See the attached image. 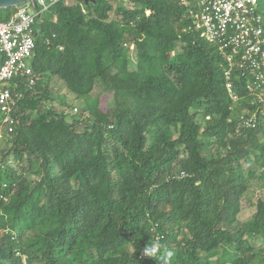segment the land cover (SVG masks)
<instances>
[{
	"label": "trees",
	"instance_id": "obj_1",
	"mask_svg": "<svg viewBox=\"0 0 264 264\" xmlns=\"http://www.w3.org/2000/svg\"><path fill=\"white\" fill-rule=\"evenodd\" d=\"M116 1H58L36 20V82H10L11 132L0 123V264H158L141 256L153 241L171 264H264V194L237 219L264 182V115L240 125L225 61L186 7Z\"/></svg>",
	"mask_w": 264,
	"mask_h": 264
},
{
	"label": "built area",
	"instance_id": "obj_2",
	"mask_svg": "<svg viewBox=\"0 0 264 264\" xmlns=\"http://www.w3.org/2000/svg\"><path fill=\"white\" fill-rule=\"evenodd\" d=\"M33 1L36 7L27 1L12 7L9 17L0 21V123L7 132H11L13 124L14 101L10 82L20 77L26 79V87L34 86L36 82L30 59L35 48L33 34L37 18L58 1L70 5L75 0ZM176 1L186 7L199 37L216 46L224 59V89L232 108H238L235 112L240 125L255 127L259 117L264 115V31L259 0ZM117 3L127 9L133 6V0H117L112 4L113 8ZM81 11L85 13L82 6ZM133 48L131 46L130 50ZM239 85L242 96L238 94ZM73 111L77 112V109Z\"/></svg>",
	"mask_w": 264,
	"mask_h": 264
},
{
	"label": "rangeland",
	"instance_id": "obj_3",
	"mask_svg": "<svg viewBox=\"0 0 264 264\" xmlns=\"http://www.w3.org/2000/svg\"><path fill=\"white\" fill-rule=\"evenodd\" d=\"M259 13L261 15V22H262V28L264 31V0H259ZM110 17H112V13H110ZM130 58L133 60L134 59V53L133 51H131V53L129 54ZM52 90L54 92L53 96H63V99L65 100V102L68 104V106H71V115H77L76 113H78L81 108L83 103L81 101L78 100H73V96L72 94H70L67 90L64 89L63 84L61 83V81H59L57 78H55L53 80L52 83ZM94 94L97 96H100L102 101L100 104V108L103 111H106L109 107V105L113 102L112 98L110 97V95L103 90V88L97 86L94 89ZM58 98L54 101V108L58 111H64L67 112L66 108H63L59 105L58 102ZM76 108L77 112H74L73 109ZM70 111V110H69ZM74 117V116H73ZM214 149V148H212ZM242 167L245 169L246 168V164H242ZM264 182L261 181H257V180H253L251 182V188L249 189V191L244 195L243 199H242V209L240 214L238 215L237 219H238V225L239 223H242L243 221L247 220L248 218L251 217V215L254 212V207L252 206V204L254 203V201L256 200V198L259 195H263L264 193ZM237 225V224H236ZM237 225V226H238ZM251 238V237H249ZM253 241L255 243H259L256 240L252 239V243ZM222 256V250H218L216 252V255L214 257H212V260H216L217 257ZM224 259H226L227 257H223Z\"/></svg>",
	"mask_w": 264,
	"mask_h": 264
},
{
	"label": "clouds",
	"instance_id": "obj_4",
	"mask_svg": "<svg viewBox=\"0 0 264 264\" xmlns=\"http://www.w3.org/2000/svg\"><path fill=\"white\" fill-rule=\"evenodd\" d=\"M162 248L164 246L159 241H153L151 244L147 243L143 249V255L155 259L158 264H171L173 252L167 249L161 251Z\"/></svg>",
	"mask_w": 264,
	"mask_h": 264
},
{
	"label": "water",
	"instance_id": "obj_5",
	"mask_svg": "<svg viewBox=\"0 0 264 264\" xmlns=\"http://www.w3.org/2000/svg\"><path fill=\"white\" fill-rule=\"evenodd\" d=\"M27 1H30L33 5V7L35 6V3L33 0H0V9H8V8H12L15 7L17 5L23 4ZM83 3L87 4V3H95V0H82Z\"/></svg>",
	"mask_w": 264,
	"mask_h": 264
}]
</instances>
